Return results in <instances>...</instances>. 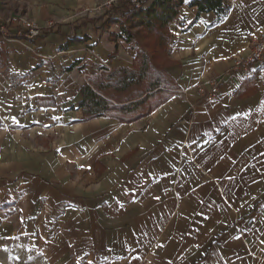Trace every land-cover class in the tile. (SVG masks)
Listing matches in <instances>:
<instances>
[{
	"label": "crops",
	"instance_id": "0c3cea01",
	"mask_svg": "<svg viewBox=\"0 0 264 264\" xmlns=\"http://www.w3.org/2000/svg\"><path fill=\"white\" fill-rule=\"evenodd\" d=\"M104 1L15 0L5 9L0 0V17L23 6L51 23L35 39L17 38L32 50L0 38V122L58 135L38 151L0 134V168L30 183L20 219L1 222L11 226L6 237H17L30 264H264V65L231 70V56L248 52L247 33L264 25V0H225L221 17L184 0L169 26L173 82L150 91L154 106L128 122L87 118L80 107L82 73L93 89L111 72L105 65L132 68L117 24L91 22L106 8L87 16ZM214 78L218 95H197Z\"/></svg>",
	"mask_w": 264,
	"mask_h": 264
},
{
	"label": "trees",
	"instance_id": "16d2710c",
	"mask_svg": "<svg viewBox=\"0 0 264 264\" xmlns=\"http://www.w3.org/2000/svg\"><path fill=\"white\" fill-rule=\"evenodd\" d=\"M141 4L135 7L128 0L119 1L91 20L100 27L118 24L119 37L129 42L135 40L136 54L133 58L134 69L120 67L108 73L101 72L93 82L94 90L88 84L83 85L80 89V107L87 118L109 116L121 122L139 118L154 106L150 102L149 92L173 82L165 73L166 65L170 64L166 51L171 38L169 26L184 0H141ZM188 5L198 7L199 12L213 10L218 17L228 7L225 0H190ZM142 81L145 83L140 91ZM131 89L137 93L132 92L131 98L117 101V93ZM124 101L126 104H120Z\"/></svg>",
	"mask_w": 264,
	"mask_h": 264
},
{
	"label": "rangeland",
	"instance_id": "374dc122",
	"mask_svg": "<svg viewBox=\"0 0 264 264\" xmlns=\"http://www.w3.org/2000/svg\"><path fill=\"white\" fill-rule=\"evenodd\" d=\"M2 3H3L2 6H4L5 9H8V8L10 9L13 5L16 6L18 4L15 2V0H14V2H12V0H2ZM97 6H99V5L97 4ZM20 8H23V6ZM20 8H19L18 12H12V13L24 14V12L20 11ZM90 9H92V8H90ZM87 16L93 17L94 16L93 12L92 11L87 12ZM117 26L119 27L118 24H117ZM147 40L148 39L146 38V42H147ZM128 46L131 47L133 50V53H135L134 48H136V45H135L134 39H132L131 42H128ZM84 49H86L89 52H92V50H90L88 48L84 47ZM166 51H167V49H166ZM135 54H134V56H135ZM134 56H133V58H134ZM131 67L133 69L135 68V67H133V59H132ZM126 68H128V67H126ZM132 68H130V69H132ZM88 78H89V75H87L84 78L83 73H82V80H84L85 83H86L85 79L87 80ZM88 83H86V84H88ZM91 83H89V84H91ZM144 83L145 82H143V81L141 82V84H140L141 86L139 87L140 91L143 88ZM132 92L137 93L133 89L127 90V92H125V93H121V92L117 93V95H116L117 101L127 100V98H131L129 96ZM111 102H114V101L112 100ZM1 126H2V124L0 122V134L9 133L10 137H16L20 141L23 138L26 143H27V141H26V139H27L29 141V143H28L29 147H33L35 150H38V151L39 150L40 151L45 150L49 146L52 147V146L56 145V144H54V142H55V140L58 139L57 134H52L51 132L48 134L47 131H49L51 129H48L47 127H45L43 125H41L39 128L28 127L26 130H23L24 132L20 129H16L15 125H13V124L8 125V126H4V127L2 126V128H1ZM13 149H15V147ZM3 162L4 161L0 159V165L4 166L5 164H3ZM23 176H24V173L21 170L14 171V169H12L10 171H6L3 168H0V193L4 194V197L6 196L5 199L0 200V225H2L1 222H3L4 220L5 221L9 220V218H11V217H9L11 214H14L15 220L20 219L19 215H20V212L22 211V209H21V207L19 208L18 206L21 203L23 204V202L25 201L26 192H27L26 188H27V186L30 185V183L24 181ZM15 178H18L20 184H18L16 186V188H15L16 192L13 193L12 196H8L11 199H8L7 191L10 189L8 186L13 184V179H15ZM10 228H11V226H9V225L5 226L4 224L0 227V264H30V261L28 260V257H27V254H28L27 251L28 250L26 248H25V250L20 248V246L18 244L17 237H14L13 240H12V238H13L12 235L10 237H6V231L7 230L11 231ZM2 240H4V242Z\"/></svg>",
	"mask_w": 264,
	"mask_h": 264
},
{
	"label": "built area",
	"instance_id": "2783aa9c",
	"mask_svg": "<svg viewBox=\"0 0 264 264\" xmlns=\"http://www.w3.org/2000/svg\"><path fill=\"white\" fill-rule=\"evenodd\" d=\"M119 1L123 0H105L102 5L99 7L95 6V8L88 9L89 12H94L95 9L105 7L108 9L111 4L118 3ZM131 4L135 7L141 6V0H128ZM51 23H48L45 26H41L36 23L34 20L30 19L25 14H12L8 15L7 17H0V34L3 37V40L8 41L14 39H35L43 33V30L50 27ZM14 29V34L11 35L10 28ZM248 40H247V50L248 52L242 55L234 54L231 56L233 66L231 70H241L245 73H250L252 67L254 65L262 64L264 65V25L256 29V31H251L247 33ZM17 39L18 42L24 44L27 48L32 50V47ZM111 71L112 68L105 65L103 69ZM84 78L87 76V73H83ZM86 83L88 81L85 79ZM89 84V83H88ZM221 80L220 79H210L207 82L199 83L195 89L196 93L199 96L207 97V98H214L218 95L221 89ZM89 86L92 88L91 84ZM182 91V90H181ZM183 92V91H182Z\"/></svg>",
	"mask_w": 264,
	"mask_h": 264
},
{
	"label": "snow or ice",
	"instance_id": "6c2138e0",
	"mask_svg": "<svg viewBox=\"0 0 264 264\" xmlns=\"http://www.w3.org/2000/svg\"><path fill=\"white\" fill-rule=\"evenodd\" d=\"M12 119H13V121H15V117H13ZM89 264H91V262H89Z\"/></svg>",
	"mask_w": 264,
	"mask_h": 264
}]
</instances>
